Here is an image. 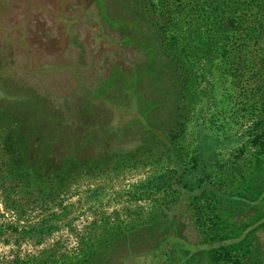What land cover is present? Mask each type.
<instances>
[{"label":"rangeland","instance_id":"rangeland-1","mask_svg":"<svg viewBox=\"0 0 264 264\" xmlns=\"http://www.w3.org/2000/svg\"><path fill=\"white\" fill-rule=\"evenodd\" d=\"M178 3L0 0V264H208L196 247L165 241L192 243L197 234L186 213L163 215L172 198L147 182L168 171L170 150L181 161L211 157L232 185L249 169L263 142L262 124L252 122L264 107L255 76L264 71V9L234 12L252 39L229 50H250L252 62L220 66L206 52L232 27L223 11ZM163 35L203 53L190 59L194 83H172L174 64L159 60ZM143 41L151 60L158 54L152 71L143 72ZM29 93L77 103L73 139L60 141L52 105ZM29 132L49 135L35 144ZM250 244L260 253L263 233ZM242 249L213 264H246Z\"/></svg>","mask_w":264,"mask_h":264},{"label":"trees","instance_id":"trees-1","mask_svg":"<svg viewBox=\"0 0 264 264\" xmlns=\"http://www.w3.org/2000/svg\"><path fill=\"white\" fill-rule=\"evenodd\" d=\"M216 3V6H219L225 15L223 21L230 23L232 27L223 32L224 34L220 35L218 32L216 33L214 42L207 49L206 55L211 60H218L220 66L244 65V63L248 65L254 58L250 50L238 49L234 53L229 50V45L231 47L235 45L244 48L250 44L252 39V36L249 35V33L252 34L251 28L245 26L246 20L243 17L239 20V17L234 12L238 7L247 8L251 4L253 7L256 6L264 9V0H179L178 5L182 7L193 5L196 10H203L210 5L211 9L215 11L217 8L215 6ZM240 23L243 26L240 27ZM162 33L164 34L161 31ZM164 36L162 37L165 38ZM164 40L165 45L163 46V51L159 54V60L160 58L163 60V57L168 58L174 66L172 71H170L164 65L166 62L163 63L162 78L166 79L164 75L167 68L173 75L172 83H178L176 81L179 78L182 81L185 78V81L188 80L191 83L193 81L194 83L195 75L190 59L199 61V57L203 53L193 51L185 43H177L173 37L170 39L167 37ZM220 46L227 48L221 49L219 48ZM167 51L171 54H166L165 52ZM153 52L152 45L143 41V72L148 70V68L152 71L154 67L150 61L155 60L156 62V59L158 60L157 53H155V57L151 60ZM237 56L240 57L235 60L234 58ZM158 71V78L161 79V70ZM238 72L242 75L241 71ZM255 76H262L264 80V71L255 74ZM158 78L157 81H159ZM184 83L187 84V82ZM184 83L181 88L182 96L188 89ZM242 83H246V80L243 79ZM263 89L264 84L259 87L261 93ZM29 96L37 102L45 104L49 102L50 106L52 105L50 110L48 109L50 115L55 117L57 126L64 129L63 136L65 135V137L63 138L62 136L60 141L65 143L67 140L74 138V131L68 129V123L75 121L71 116L75 115L77 110L75 118L76 121L78 119L80 109H78L77 103L75 106H68L69 101H63L61 96H58L59 98L53 96V100L48 99L51 97L47 96L48 98L46 99L48 101L39 99L34 93H29ZM56 100L57 103L54 102ZM258 111H260L259 116L252 123L254 125L262 124L260 125L262 129L259 137H263V142L258 150L251 153L252 162L250 167L242 174H239L235 185H232L229 179L221 177L219 168L211 157L201 156V159L199 154H191L187 161H181L180 158L175 157L171 150L168 152L170 162L168 171L152 177L147 182L148 187L161 190L163 193L168 192L172 198L170 206L173 207L164 209L163 215L174 214L180 216L186 213L190 224L197 234L196 240L192 243L189 241L187 243V241L168 235L165 236V241L171 239L175 248L196 247L204 261L208 264H213L215 257L219 256V254H230L242 247L244 248L242 252L245 251L251 257L246 260V264H264V248L258 253L250 244V235L258 232L264 235V107L261 110L258 109ZM254 112L257 113L256 111ZM48 135L46 133L40 134V132L27 133L29 140L36 141L35 144L45 140ZM165 136L167 138L166 143L170 145L174 138L172 133ZM20 139H23V133ZM59 149L57 150L59 151ZM35 152L41 153V151L37 150ZM53 154L55 155V152ZM211 203L212 209H201L202 204H205L203 207L207 208ZM217 231H222L223 233H218Z\"/></svg>","mask_w":264,"mask_h":264}]
</instances>
